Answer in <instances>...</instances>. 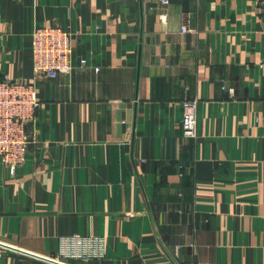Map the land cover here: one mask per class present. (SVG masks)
<instances>
[{
    "label": "crops",
    "instance_id": "obj_1",
    "mask_svg": "<svg viewBox=\"0 0 264 264\" xmlns=\"http://www.w3.org/2000/svg\"><path fill=\"white\" fill-rule=\"evenodd\" d=\"M35 24L72 31L71 72L35 78ZM262 64L257 0H0V78L41 102L18 174L0 161V241L61 259L62 236L105 238L69 264H264ZM0 264L59 263L0 246Z\"/></svg>",
    "mask_w": 264,
    "mask_h": 264
},
{
    "label": "built area",
    "instance_id": "obj_2",
    "mask_svg": "<svg viewBox=\"0 0 264 264\" xmlns=\"http://www.w3.org/2000/svg\"><path fill=\"white\" fill-rule=\"evenodd\" d=\"M264 8V0H257ZM168 4L169 0H163ZM190 29L183 26L182 31ZM31 51L33 72L36 79L56 77L59 73L73 70L72 31L60 24H35L31 30ZM87 60L81 59V67ZM264 67V64H262ZM98 69V68H96ZM37 85L27 80L10 77L0 78V161L7 167L11 176L18 174L24 164L32 135L29 124L35 119L40 106ZM198 125V100H184L182 103L181 126L185 136L194 137ZM58 259L103 258L105 238L74 234L59 239Z\"/></svg>",
    "mask_w": 264,
    "mask_h": 264
},
{
    "label": "water",
    "instance_id": "obj_3",
    "mask_svg": "<svg viewBox=\"0 0 264 264\" xmlns=\"http://www.w3.org/2000/svg\"><path fill=\"white\" fill-rule=\"evenodd\" d=\"M0 246L7 247V248H11V249H15V250H19L21 252H24V253H27V254H30V255H33V256H37V257H40V258H43V259H46V260H49V261H52V262H55V263H59V264H69V263H65V262H58L56 259L51 258V257L41 256V255L34 254L33 252H29V251H26V250H22L20 248H17L15 246L10 245V244H6V243L1 242V241H0Z\"/></svg>",
    "mask_w": 264,
    "mask_h": 264
}]
</instances>
